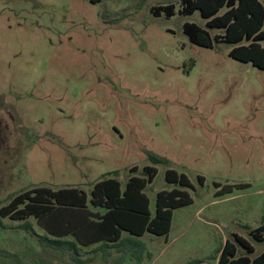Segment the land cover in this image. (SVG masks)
Wrapping results in <instances>:
<instances>
[{
  "label": "rangeland",
  "instance_id": "rangeland-1",
  "mask_svg": "<svg viewBox=\"0 0 264 264\" xmlns=\"http://www.w3.org/2000/svg\"><path fill=\"white\" fill-rule=\"evenodd\" d=\"M169 4L174 15L155 14ZM181 7V0H0L3 204L40 186L90 192L114 171L125 184L135 166L142 173L155 165L145 190L155 214L158 192L175 187L166 179L175 168L190 177L194 202L174 210L168 235L141 237L150 254L140 264H218L236 234L252 241L253 257L264 252L250 232L264 222V70L231 57L234 43H193L184 24L207 28V19ZM4 223L0 251L25 264H80L41 247L20 221ZM89 257L81 264H111L92 248L82 254ZM0 264L18 261L0 256Z\"/></svg>",
  "mask_w": 264,
  "mask_h": 264
},
{
  "label": "trees",
  "instance_id": "trees-1",
  "mask_svg": "<svg viewBox=\"0 0 264 264\" xmlns=\"http://www.w3.org/2000/svg\"><path fill=\"white\" fill-rule=\"evenodd\" d=\"M181 4V13L200 10L207 19V28L196 22L184 24V31L193 43L209 48L220 41L234 43L231 57L264 70V0H181ZM163 11L172 16L175 5L155 8L156 15ZM210 29L224 32L213 35ZM150 157L154 163H169L154 154ZM132 171L134 175L125 184L118 177L119 171L109 172L115 176L98 181L90 192L80 187L40 186L16 193L6 204L0 200V226L5 228L4 219L20 221V227L36 236L41 247L68 254L76 263L93 262L94 257L82 258V254L92 248L101 251L103 259L111 264H127L128 258L140 264L145 253L150 254L141 237L146 232L168 235L174 210L194 202L187 189L193 187V183L185 172L168 168L166 179L175 187L158 192L153 214L151 199L145 190L157 176V167L147 165L139 173L135 166ZM200 179L203 181L204 177ZM229 188L231 186L225 189ZM33 221L44 233L34 230ZM250 232L254 239L264 242V222ZM112 249L118 252L113 259L110 258ZM255 250L252 241L236 234L235 241L227 240L220 249L218 264H264V252L253 257ZM0 256L25 264L19 254L12 257L7 250L0 251ZM196 262L203 260L193 261Z\"/></svg>",
  "mask_w": 264,
  "mask_h": 264
}]
</instances>
